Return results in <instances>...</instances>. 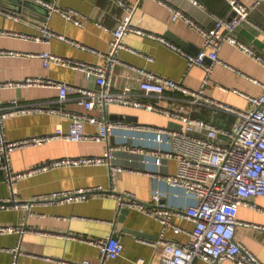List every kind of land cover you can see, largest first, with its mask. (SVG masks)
Instances as JSON below:
<instances>
[{"label":"crops","instance_id":"obj_1","mask_svg":"<svg viewBox=\"0 0 264 264\" xmlns=\"http://www.w3.org/2000/svg\"><path fill=\"white\" fill-rule=\"evenodd\" d=\"M61 11L74 10L84 15L78 25L61 13L49 9L46 16L42 10L30 8L20 13L0 5L6 11L21 17L19 21L0 13V30L42 36V27H48L67 40L54 37L50 42L0 35V49L15 50L21 55L0 57V82L22 81L26 78H47L67 82L74 89L96 88L95 80H89L83 72L70 67L52 65L46 68L38 54L51 51L65 58L82 60L91 64H103L102 53H107L113 37V29L125 17L124 8L113 0H44ZM137 5L136 18H141L142 27L163 36L180 49L198 54L204 45L202 34L183 20H173L170 6L180 9L204 27H213L215 17H230L228 0H127ZM196 1L197 3H194ZM252 7L256 0H242ZM36 2V1H34ZM39 5L43 4L36 2ZM3 4H7L6 1ZM8 6V5H7ZM11 6V5H9ZM46 7V6H44ZM106 27V28H105ZM239 40L252 46L264 56V4L252 8L248 22L242 23L236 32ZM74 42L87 48L79 47ZM130 49L118 53L120 62L112 76V90L122 92L130 88V95L144 97L139 85L142 75L134 68L174 79L185 87L197 90L204 79V71L199 67L188 69L186 58L164 43L145 36L130 34L124 40ZM132 49V50H131ZM146 56L152 57L153 61ZM220 60L211 73V81L206 92L209 97L230 104L242 110L253 109L247 96L257 97L264 93V64L240 48L228 42L220 51ZM257 80L258 82H256ZM220 87L226 88L222 90ZM3 106L51 102L57 106L59 90L50 86L4 88L1 91ZM80 94L74 90L62 106L72 111H83L78 105ZM190 96L178 90L167 89L163 97L150 98L162 106L184 105L194 116L203 118L218 126H232L235 116L226 112H214L206 105H193L187 100ZM99 116L100 110L92 112ZM107 117L112 121L144 124L156 128H170V118L147 111L121 105H109ZM137 117L138 121L120 119L119 116ZM67 129L69 121L60 116L42 114H23L9 117L5 122L6 138L9 141L36 137L53 133L58 124ZM178 123V122H177ZM181 124V123H180ZM97 124L87 123L86 132L96 134ZM127 143L146 149H171L167 135L117 129L105 142H71L64 139L29 148L16 149L10 154V167L14 172H25L51 160L82 155L104 156L110 147ZM113 164L123 165L124 170L112 175L109 163L89 166H62L28 176L17 183L16 198L22 202H33L31 209L0 210V226H24L27 231L0 234V264H12L13 250L19 248L16 264H81L89 260L91 264H138L139 259L158 264L161 248L143 243L141 239L158 243L164 232L162 222L146 214L131 210L120 219L119 201L106 195L91 196L77 202L52 201L56 193L77 189L115 190L118 193L135 194L143 202L152 204L153 197L159 194L162 203L176 210L172 217L175 226L182 229L176 233L173 227L165 231V238L187 242L194 224L186 218L185 211L197 204L193 194L168 182L165 176L177 172L175 159L160 158L150 152L131 153L116 149L111 153ZM13 195L12 186L4 171L0 170V199ZM264 210V196L252 198ZM241 206L238 218L248 223L237 226L235 239L249 248L264 262V212ZM180 212V213H179ZM255 226H260L256 228ZM131 230V231H129ZM134 231L138 232L135 233ZM118 234L124 244V252L117 259L103 260L98 247L86 242L109 235ZM219 264H234L224 261Z\"/></svg>","mask_w":264,"mask_h":264},{"label":"built area","instance_id":"obj_2","mask_svg":"<svg viewBox=\"0 0 264 264\" xmlns=\"http://www.w3.org/2000/svg\"><path fill=\"white\" fill-rule=\"evenodd\" d=\"M50 8L53 12L61 13L67 19L81 25L84 15L77 11H61L55 5L44 0H32ZM125 10V17L118 21L113 29V37L107 53H102L105 59L103 64H91L82 60L65 58L51 51H44L37 56L43 59V65L50 68L52 65L70 67L83 72L89 80H95L96 88L74 89L67 82L55 81L47 78H26L22 81L0 82V170L4 171L8 182L12 186L13 195L10 198L0 199V210L31 209L33 202H22L16 198L17 183L28 176L45 172L62 166H89L109 163L112 175L122 172L123 165L113 164L111 153L116 149L127 150L131 153L150 152L160 158L175 159L178 167L176 174L165 176L171 184L181 187L193 194L197 204L185 211V216L194 227L190 232V239L183 243L165 238V231L173 227L176 233L182 231L172 222L176 210L168 208L162 203V197L156 194L152 204L143 202L135 194L129 192L118 193L115 190L105 192L99 189H77L70 192L56 193L49 200L61 202L84 201L91 196L106 195L116 198L119 207L140 211L147 216L160 220L164 232L160 235L158 243L141 239L143 243L161 248L158 264H219L230 261L234 264H264L249 248L235 239L238 225L247 224L238 218L241 206L262 210L252 198L264 196V93L257 97L247 96L253 103V109L242 110L230 104L220 102L208 96L206 89L211 81V73L216 63L221 62L220 51L224 43L228 42L240 48L250 56L264 64V56L259 54L252 46L239 40L236 36L238 27L248 22L252 8L264 4V0H256L250 7L242 0H228L231 16L215 17L213 27H204L184 11L168 5L172 10L173 20H183L192 28L198 30L204 39V45L198 54H191L180 49L163 36L157 35L142 27L141 18L135 19L137 5L130 4L127 0H113ZM197 3L196 1H193ZM0 13L16 21L21 17L0 7ZM106 28V27H105ZM130 34L145 36L158 40L182 54L187 61L188 69L199 67L204 71V79L199 89L193 90L182 83L158 76L144 69H136L142 79L139 85L144 97L130 95V88L122 92L112 90V76L117 64L120 62L118 53L123 49H130L124 40ZM0 35H10L22 39L45 40L50 42L54 37L62 40L67 38L62 34L52 31L48 25L42 27V36L0 30ZM79 47L87 48L74 42ZM132 50V49H131ZM15 50L0 49V57L21 55ZM153 61L152 57L146 56ZM258 82L257 80H255ZM264 88V84H261ZM50 86L59 90L58 104L68 100L69 94L76 90L80 96L78 105L83 111H72L51 102L20 104L15 101L12 106H3L1 91L4 88L42 87ZM222 90L226 88L220 87ZM178 90L187 94V99L193 105L209 106L214 112H226L236 118L232 126H218L203 118L193 115L184 105L162 106L158 101L150 98H161L165 90ZM109 105H121L135 109H144L164 115L170 120L181 123L182 129L156 128L150 125L112 121L107 117L106 108ZM100 110L96 116L92 112ZM52 114L69 121L65 129L62 123L56 126L53 133L9 141L6 138L5 122L9 117L23 114ZM92 123L99 126L96 134L86 132V124ZM151 132L167 135L170 138L171 149H146L131 146L127 143L118 147L108 148L104 156L82 155L51 160L25 172H14L10 167V154L16 149L35 147L54 140L64 139L71 142L95 141L109 144V139L117 130ZM264 212V210H262ZM180 213V212H179ZM260 228V226H255ZM27 229L24 226H0V234L18 233L22 235ZM100 250L103 260L117 259L124 252L121 239L109 235L95 240H86ZM14 261L20 253L19 248L13 250ZM138 264H154L145 259H139ZM81 264H91L89 260Z\"/></svg>","mask_w":264,"mask_h":264},{"label":"water","instance_id":"obj_3","mask_svg":"<svg viewBox=\"0 0 264 264\" xmlns=\"http://www.w3.org/2000/svg\"><path fill=\"white\" fill-rule=\"evenodd\" d=\"M6 1L7 4H3L4 2ZM0 5L2 6H5L6 8L8 9H11L13 11H17V12H20V13H26V14H29L31 15V13H28L27 11L30 9V8H33V9H37V10H42L45 12L46 16L50 15V11L47 7H44L42 5H39L38 3L32 1V0H0ZM8 5V6H7ZM11 5V6H9ZM120 119H127V120H135V121H138V118L137 117H133V116H124V115H121L119 116ZM182 124L180 123H177L175 121H171L169 123V127L171 129H182ZM131 213V209L129 208H122L120 209V219L119 221L121 222H124V218L127 217L129 214ZM131 231V230H129ZM135 233H138L136 231H134ZM113 236L115 238H119L118 234H113Z\"/></svg>","mask_w":264,"mask_h":264}]
</instances>
